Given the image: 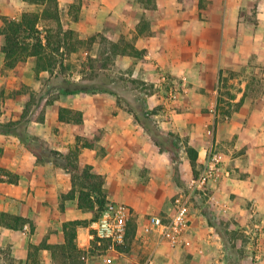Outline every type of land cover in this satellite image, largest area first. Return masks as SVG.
<instances>
[{"label": "crops", "instance_id": "1", "mask_svg": "<svg viewBox=\"0 0 264 264\" xmlns=\"http://www.w3.org/2000/svg\"><path fill=\"white\" fill-rule=\"evenodd\" d=\"M64 1L69 6L75 0ZM35 5L0 0V26L3 17L20 20ZM68 20L67 27L81 39L102 33L122 46L123 38L129 39L140 51L114 55L109 72L140 79L150 91L148 108H165L155 118L165 133L180 137L178 160L162 151L125 104L118 105L109 93H60L51 103L46 97L28 135L63 154L92 141L82 147L79 163L103 176L107 201L131 206L135 239L147 236L148 215L174 212L173 198L194 174L187 148L198 151V165L204 149L214 143L228 154L231 172L216 189L220 198L229 203L233 196L235 207L244 213L245 202H256L264 227V79L253 85L245 72L251 69V75L264 77V0H82L78 17ZM3 44L0 34V121L8 122L18 120L30 100V92L21 86L39 92L49 73L37 75L34 57L5 68ZM164 72L185 85L167 108L152 90ZM225 79L233 84L231 97L222 92ZM220 96L226 100L221 105H232L226 120L218 110ZM62 107L80 111L82 121L60 120ZM79 189L71 172L39 162L16 135L0 133V264H82L81 254L92 246L89 222L95 210L80 207ZM3 214L25 222L2 221ZM192 220L197 232L205 225L197 208ZM73 221H82L71 229L74 247L66 235ZM151 238L152 251L158 252V237Z\"/></svg>", "mask_w": 264, "mask_h": 264}, {"label": "trees", "instance_id": "2", "mask_svg": "<svg viewBox=\"0 0 264 264\" xmlns=\"http://www.w3.org/2000/svg\"><path fill=\"white\" fill-rule=\"evenodd\" d=\"M30 3L43 5L45 8L42 12L27 11L24 12L20 20L3 17V25L0 26V34L4 36L2 51L5 53V68L13 69L18 65L25 64L28 59L36 58V73L39 76L41 71H47L49 76L43 83L42 90L39 92L31 91L30 100L26 104L21 117L18 120L8 122L0 121V133L16 135L22 143L36 155L39 162H52L73 174L74 187L80 189V207H89L95 210L94 217L98 216L105 204L103 191L104 178L92 172V166H82L79 163V156L82 147L91 146L92 141H84L81 146L77 145L68 154L53 149L50 145L39 138H31L28 135V126L34 119V114L46 97L47 102H52L60 93H109L117 97L118 105L125 104L128 111L134 114L136 121L149 133L155 144L162 150L167 151L174 161L178 160L180 143L174 133H165L158 125L155 115L159 109H150L147 106L146 95L138 93L134 98H129L122 94L127 87V83L121 77L113 76L109 68L113 63L114 55L117 53L136 55L138 51L131 43L124 46L111 43L109 51L100 53V56H88V69L91 74L84 73L80 79H74L65 73L66 66L63 56L61 40L54 41L56 33H63L61 28V18L58 10L57 0H26ZM43 20H54L58 24L57 32L52 27L40 28V22ZM73 32L70 30V33ZM94 38V37H92ZM108 53V54H107ZM97 63V65H96ZM132 82H136L133 80ZM53 96V97H52ZM223 97L218 99V110L224 115L231 114L232 105ZM40 121L44 120V114L38 116ZM60 120L67 122H80L82 115L80 111H74L68 108H60ZM187 152L192 160L194 173L197 170L198 151L188 147ZM74 193L71 192L70 195ZM93 217V218H94ZM6 218H14L15 225L23 224L24 219L12 217L3 214L2 221ZM82 221H73L67 225L69 230L73 229ZM90 223V222H89ZM216 221L215 224L216 225ZM132 225L134 236L137 230L136 222H130L127 231V240ZM215 225H213L215 227ZM66 230L68 243L74 247V230ZM227 242V240H226ZM227 248V245H226ZM228 249L231 264H239L236 257Z\"/></svg>", "mask_w": 264, "mask_h": 264}, {"label": "built area", "instance_id": "3", "mask_svg": "<svg viewBox=\"0 0 264 264\" xmlns=\"http://www.w3.org/2000/svg\"><path fill=\"white\" fill-rule=\"evenodd\" d=\"M160 78L168 84L169 102L176 101L181 91H185L183 81L169 82L166 74H161ZM223 118L226 120L229 116L223 115ZM200 158L196 173L188 181L187 187L175 197L174 212L152 213L148 217V229L157 234L158 245L167 243L176 248L185 241L187 233L192 229L193 197L203 198L206 204L216 207L223 214L231 210V205L224 202L216 191L222 181L231 176L228 154L211 143ZM247 212V220L239 227L247 239V251L239 264H264V227L259 206L252 203ZM133 219L131 206L108 201L99 215L89 223L92 246L81 254L82 264H160L154 251L141 258L126 250L127 231ZM222 264H231L227 252Z\"/></svg>", "mask_w": 264, "mask_h": 264}, {"label": "rangeland", "instance_id": "4", "mask_svg": "<svg viewBox=\"0 0 264 264\" xmlns=\"http://www.w3.org/2000/svg\"><path fill=\"white\" fill-rule=\"evenodd\" d=\"M57 4L60 18H63L65 22H61L63 33H56L57 35L54 37V41H58L59 39L61 40V45L63 46V56L61 59H64V63L66 66L65 73L72 78L76 77L78 74H81V76L84 73L90 75L91 70L88 69V65L90 63L88 61V56L92 55V52L95 53V51H97V53L109 51L112 41L106 38L102 33L94 34L85 39L79 38L74 32L70 33V29L67 27V21H69L68 18L78 17L80 6L82 5V0H75L69 6L68 2L66 3L64 0H57ZM66 5L67 10H65ZM44 8L45 7L43 5H35L30 8L29 11L42 12ZM67 13L69 14V17ZM42 27H52L56 32L58 30V24L54 20L41 21L40 28ZM123 41H125L126 43H130L129 39L123 38ZM86 52L88 53L85 54ZM245 72L250 75L249 79L250 81H252L253 85H261L262 79H264V77L260 75H251V73H253L251 69ZM162 74H166L169 82L173 80L182 82L181 80H177L174 77L170 76L168 73L164 72ZM114 76L121 77L123 81L128 84L122 94L131 99L134 98L138 93L146 95V93L150 92L147 90L146 86H144V82L140 79H136L132 76L123 74H115ZM133 80H136V82H132ZM229 80L230 79L224 80V85L227 84V86H225L224 90L222 91L225 97L233 96V90L232 88L230 89V87H233V84H230ZM168 89V84L162 82L161 78L159 85L152 87V90H154L155 92L157 91L160 98L164 100L162 101L164 107L167 104H169L170 106L172 105V102L168 101ZM20 90H23L24 92L35 91L32 90L31 86H28L26 84H23ZM183 92L184 91H181L180 95ZM12 93H16V91H11L10 94ZM164 109L165 108L161 107L159 110L164 112ZM179 140L180 137L178 138V141ZM179 143L180 145H182L181 140L179 141ZM203 154L204 153H202V156ZM175 197L173 198V205ZM228 202L234 205L237 204L236 202H238V200L234 199L233 196H229ZM252 203L256 202H245V204L242 206V209L245 208L248 211V208ZM232 206L229 213L223 214L216 207L206 204L203 198L193 197L191 202V212L193 213L197 208L199 210V214H202L205 217V225L199 228V232L195 231L194 227L192 226V229L186 235L185 241L176 248H171L165 243H161L160 245H158L159 247L161 246L158 249L159 251L161 250V252H157L156 250H154V253L159 263L222 264L226 250L228 251V249H230L229 251L232 252L233 246H235V251L233 250V254L236 257V262L239 263V261L244 257L245 252L247 251V239L244 232L239 227L247 220L246 216L248 212L246 211L244 213L242 210H239V208L235 207V205L234 207ZM148 217L149 215L147 216V219ZM260 218L261 220L263 219L261 212ZM215 221L217 222L216 225L213 224L215 223ZM132 222H136L135 218L132 220ZM213 225H215V227ZM145 232L148 233L146 237L142 236L139 239H135L134 231L132 230L131 225L128 237L129 239L127 240L125 248L132 255L144 258L153 252V246L151 242L153 238L151 237L157 236V234L150 231L148 227ZM171 256L173 259H171Z\"/></svg>", "mask_w": 264, "mask_h": 264}]
</instances>
